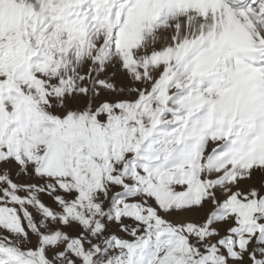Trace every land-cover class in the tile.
Returning a JSON list of instances; mask_svg holds the SVG:
<instances>
[{
  "label": "snow or ice",
  "instance_id": "1",
  "mask_svg": "<svg viewBox=\"0 0 264 264\" xmlns=\"http://www.w3.org/2000/svg\"><path fill=\"white\" fill-rule=\"evenodd\" d=\"M0 264H264V0H0Z\"/></svg>",
  "mask_w": 264,
  "mask_h": 264
}]
</instances>
